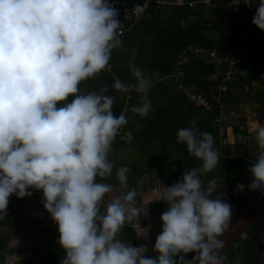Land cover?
Listing matches in <instances>:
<instances>
[{"label":"clouds","instance_id":"clouds-1","mask_svg":"<svg viewBox=\"0 0 264 264\" xmlns=\"http://www.w3.org/2000/svg\"><path fill=\"white\" fill-rule=\"evenodd\" d=\"M117 15L108 0H0V217L11 195L31 196L33 188L42 191L43 207L58 226L57 243L65 253L60 264H223L220 237L230 226L232 208L211 198L214 180L202 186L198 173L215 169L220 156L213 136L198 131L195 122L178 129L176 137L201 166L184 171L154 200L168 205L153 245L158 256L145 257L146 245L117 238L126 223L147 238V227L139 224L146 213L137 206V189L105 201L113 187L102 182L112 175L108 155L128 124L127 110L114 116L115 97L105 94L107 86L80 91L81 82L108 68L113 49L121 46ZM251 23L264 31V0ZM129 70L136 84L117 79L112 87L141 93L142 103L130 111L143 118L151 111V83L134 63ZM249 131L260 151L248 169V187L264 192V124L253 121ZM123 138L130 142L132 133ZM127 173L126 167L116 170L122 188H128ZM180 253L196 255L174 259Z\"/></svg>","mask_w":264,"mask_h":264},{"label":"trees","instance_id":"trees-1","mask_svg":"<svg viewBox=\"0 0 264 264\" xmlns=\"http://www.w3.org/2000/svg\"><path fill=\"white\" fill-rule=\"evenodd\" d=\"M229 1L151 0L136 18L121 23L123 32L119 39L122 43L113 49L108 68L80 84V91L84 94L98 92L101 87L107 86L105 94L115 97L112 107L114 116L118 117L127 110L128 124L119 130L111 150H119L126 145L130 149L124 154L108 155V158L114 157L111 162L113 172L104 181L112 186L118 185L116 170L126 167L128 184L138 191V207L143 194L156 187L158 178L164 180L165 186H171L182 178L184 171L201 166V161L187 151L186 145L177 141L178 129L195 122L198 131L213 136V146L218 154L230 151L227 145L220 150L216 146L218 105L210 95H218L220 102L227 107H234L240 102L252 105L251 118L264 124V76H260L264 67V31L258 29L259 33L255 32L256 26L251 23L259 0L252 1L247 8L239 5L235 12L227 7ZM248 29L249 35L240 46H236L238 37ZM232 49L237 52L232 79L226 83L221 81L222 72L227 68L222 64L217 65L221 72L215 79H210L215 67L213 61L206 60L210 52L222 59ZM130 62L139 67L151 83L147 94L151 111L143 118L130 111L133 106L142 103V94L134 89L121 93L112 87L117 79L125 84H136L129 70ZM151 72L157 74L156 80L150 79ZM171 75H177V79ZM179 83L193 92H202L208 107L195 105L187 99L178 87ZM220 84L225 85L223 92L218 91ZM60 106L62 102H58L57 107ZM245 122V114L241 111L236 123H230L232 131H238L237 125H244ZM129 131L132 133L130 142L123 138ZM240 132L244 134L245 129ZM254 136L253 133L250 139L243 141L242 149L240 144L232 148L241 155H247V159L228 158L220 154V162L215 169L198 173L204 188L215 181L211 198L219 197L232 208L230 226L220 237L225 241L221 251L226 256L224 262L228 264H258L262 256L264 192L248 187L252 180L248 169L259 154L255 152L257 142ZM241 184L244 185L243 190L237 191V186ZM28 191L32 195L24 198L11 195L6 216L0 217V264H6L7 255L22 254L11 263L60 264L65 253L57 243L58 226L52 219L46 221L45 217L29 212L26 207L45 208L40 200L43 198L42 191L33 188ZM147 207L152 221L160 225L154 233L147 234V241L154 245L162 230L161 214L168 205L160 201L148 203ZM241 208H248L246 215ZM237 214L239 217L236 219ZM135 231L131 224L126 223L117 238L133 245L138 240ZM12 234L15 235L16 245L8 244ZM46 238L48 240L43 242ZM180 255L190 261L196 254L180 253L174 259L178 260ZM193 264L198 262L193 261Z\"/></svg>","mask_w":264,"mask_h":264},{"label":"built area","instance_id":"built-area-1","mask_svg":"<svg viewBox=\"0 0 264 264\" xmlns=\"http://www.w3.org/2000/svg\"><path fill=\"white\" fill-rule=\"evenodd\" d=\"M151 0H142V5L141 6H136L134 9H132L133 12V17L131 19H134L137 17V15L141 12V10L146 6V4L148 2H150ZM154 1H158V0H154ZM204 3H208L209 0H202ZM254 0H230L227 3V7H229L232 11H237L239 5H244V7H249V5L251 4V2ZM189 5L191 3H188ZM120 35L123 32V28H121L120 30ZM254 31L259 33L258 28H254ZM250 33V30H246L241 36L238 37L237 42H236V46H240L244 40L245 37H247ZM238 48V47H237ZM236 50L232 49L231 51L227 52L226 56L221 58H217L215 57V55L210 52V56L213 57L212 61L215 64L214 67V71L212 74H210V79H215V77L217 76V73L221 72V70L217 69V65H227V68L225 70H223V74H222V82L225 81L228 82L232 79V73L234 72L235 68L234 65L236 63V59L234 58L235 54H236ZM173 76L174 79H177V75H171ZM260 76H264V67H262L261 69V73ZM128 85H135V84H128ZM178 87H180L183 92L185 93L187 99H189L190 101H192L195 105H199V106H203V107H208V102L205 99V96L202 95V92H192L187 90L186 88H184L181 83L178 84ZM134 89V88H133ZM218 91L219 92H223L225 90V85L224 84H220L218 87ZM210 98H213L214 101L216 102V104L218 105V115L215 119L216 121V136H217V141H216V146L217 148L220 150L223 147H228V149L230 150L228 153L223 154L222 152H220V156H224V157H228V158H233V157H239V158H243V159H247V155H241L238 151H234L232 148L234 147L233 145L235 144H240L239 148L242 149L243 146L242 143L245 140L250 139L253 136V133L249 131L250 129V122L251 121H255V120H248L246 119V122L244 125H237L238 127V131L233 132L232 131V125L230 123H236V118L238 117V115H240V112L238 109V107L236 108V106H234V108H230L225 106L223 103L220 102L219 100V96L218 95H214L211 96ZM68 102L71 101V98L68 97ZM245 129L244 134L240 132V130ZM240 142V143H239ZM260 149L258 148V145L255 147V152H259ZM262 256L260 261L258 262V264H264V238L262 241Z\"/></svg>","mask_w":264,"mask_h":264},{"label":"rangeland","instance_id":"rangeland-1","mask_svg":"<svg viewBox=\"0 0 264 264\" xmlns=\"http://www.w3.org/2000/svg\"><path fill=\"white\" fill-rule=\"evenodd\" d=\"M212 59H213V57H211V56H208L206 58L207 61H212ZM151 74H152L151 79L154 80L157 77V74H155L154 72L151 73ZM187 90L191 91L190 89H187ZM237 107H238L237 110H239L240 113H241V111H243V113L245 114L246 119H248V120L252 119L251 118L252 117L251 116L252 115V109H253L252 105L250 106V105H247L245 103L240 102V103L237 104L236 108ZM230 108H234V107H230ZM252 120H254V119H252ZM252 122L253 121H251L250 123H252ZM128 149H130V147L128 145H126L125 147H123V148H121L119 150H111L109 152V155H111V154L115 155L116 153L124 154V152L127 151ZM108 159H109L110 162H112L114 157L113 158H108ZM102 182L106 183L104 180ZM164 186H165L164 180H162L161 178H158L156 187L154 189L149 190L148 192L144 193L142 198H141V205L139 206V208L141 209V211H144L146 214H142L139 217V224H140L141 227H147V234L154 233L155 230L160 226V225H158V223H155V222L152 221V218L148 214L149 213V209H148L147 205H148V203L151 204V203H156V202L163 201V200H157V201H154V200L156 199V193L159 190H161ZM112 187H113V191L106 195L105 201L109 200L111 197H114L116 195H120V194L125 193V192H127L128 190L131 189V186L129 184H128V188H122L120 186V184L112 186ZM40 200H41V202H43V198H40ZM164 203H166V202H164ZM26 208L29 209L30 213H33V214L38 215V216L45 217L46 221H49L51 219L49 213L46 210H42L41 208H35V207H26ZM240 210H242V213H244V215H246V211L248 210V208H241ZM247 215H249V211L247 212ZM238 217H239V214L236 215V219ZM131 226L134 227V229H135V226L133 224H131ZM14 237H15V235L12 234L10 240L8 241L9 245H13V244L16 243V239L15 240L13 239ZM137 239L138 240L132 246L138 247L140 245H146L148 251L145 253V257L156 258L158 256V253L153 251V245H151L147 241V238H143V237L139 238L138 237ZM47 240H48V238L43 239L42 241L44 242V241H47ZM21 247H23V246H21ZM22 256H23V254L22 255H12L11 257L7 255L6 256V264H8L9 261L15 260V259H17L19 257H22ZM9 264H10V262H9Z\"/></svg>","mask_w":264,"mask_h":264},{"label":"water","instance_id":"water-1","mask_svg":"<svg viewBox=\"0 0 264 264\" xmlns=\"http://www.w3.org/2000/svg\"><path fill=\"white\" fill-rule=\"evenodd\" d=\"M108 3L117 11V20L127 22L133 17L132 9L142 5V0H108Z\"/></svg>","mask_w":264,"mask_h":264},{"label":"crops","instance_id":"crops-1","mask_svg":"<svg viewBox=\"0 0 264 264\" xmlns=\"http://www.w3.org/2000/svg\"><path fill=\"white\" fill-rule=\"evenodd\" d=\"M151 73H153V72H151ZM151 73H150V74H151ZM154 73H155V72H154ZM155 74H156V73H155ZM151 76H152V74L150 75V79H151ZM156 78H157V77H156ZM156 78H155L154 80H156ZM151 80H153V79H151ZM255 121H256V120H255ZM41 209H42V210H45V209H43V208H41ZM12 242H13V241H12ZM13 245H15V244H13ZM10 264H12L11 261H10ZM223 264H228V263L223 261Z\"/></svg>","mask_w":264,"mask_h":264}]
</instances>
